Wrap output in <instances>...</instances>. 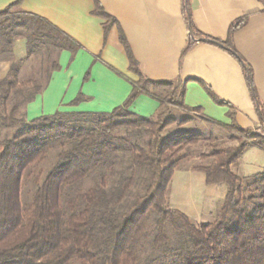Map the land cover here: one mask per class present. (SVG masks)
Returning <instances> with one entry per match:
<instances>
[{"label":"trees","instance_id":"16d2710c","mask_svg":"<svg viewBox=\"0 0 264 264\" xmlns=\"http://www.w3.org/2000/svg\"><path fill=\"white\" fill-rule=\"evenodd\" d=\"M93 1L105 31L117 24ZM184 1L189 32L182 54L203 42L231 55L242 68L258 117L255 127L225 124L186 106L180 81L145 77L121 32L129 69L137 76L123 75L131 84L123 104L110 112L56 111L27 121L23 109L59 69V52L74 54L80 46L47 19L16 9L20 0L0 11V60L9 62L0 80V127L6 129L0 137V264H264V169L244 178L230 170L247 145L264 151V104L250 65L232 42L249 15L233 20L220 40L194 27ZM19 36L26 56L15 60ZM139 95L159 103L153 116L128 110ZM83 99L79 94L72 104ZM168 109L193 114L234 144L219 147L212 135L200 132L162 135L170 125L192 119L177 121L166 115ZM201 141L211 143L210 152L199 155L210 161L191 170L203 172L207 185L227 187L210 223L194 222L169 208L166 199L172 175L187 157L183 151ZM139 179L141 191L128 201Z\"/></svg>","mask_w":264,"mask_h":264},{"label":"crops","instance_id":"0c3cea01","mask_svg":"<svg viewBox=\"0 0 264 264\" xmlns=\"http://www.w3.org/2000/svg\"><path fill=\"white\" fill-rule=\"evenodd\" d=\"M18 0H0V11ZM117 24L104 30L105 20L93 14V0H20L16 9L47 19L80 48L72 54L63 49L45 87L24 107L27 121L61 112H110L127 99L131 80L124 36L141 73L151 80L180 81L183 102L225 124L242 128L258 125L246 80L239 63L220 47L197 42L182 54L188 37L184 0H98ZM194 27L201 33L224 40L230 23L248 14L232 42L250 65L257 95L264 104V0H189ZM121 32V33H120ZM15 60L26 56L24 37H17L12 49ZM9 62L0 60V80ZM23 73H25L23 71ZM212 93L226 105L216 103ZM81 94L84 99L73 100ZM129 111L151 117L159 110L154 99L139 95ZM232 112L229 116L228 113ZM264 169V151L249 144L233 174L244 178ZM174 209L197 223H210L227 193L224 184H206L197 170L174 171L168 186Z\"/></svg>","mask_w":264,"mask_h":264},{"label":"rangeland","instance_id":"374dc122","mask_svg":"<svg viewBox=\"0 0 264 264\" xmlns=\"http://www.w3.org/2000/svg\"><path fill=\"white\" fill-rule=\"evenodd\" d=\"M166 115H171L173 117H175L178 120L184 118V117H192L191 120L187 121L186 123L183 124H177L174 123L172 125H170L169 127H167L163 132L162 135H167L169 133L175 132V131H192V132H200L203 135H212L215 138V144H217L219 147L222 146H226L229 144H234L233 142H229L227 137V133L224 132L223 130L211 126L203 121H201L199 118L195 117L193 114L191 113H185L179 110H166L165 111ZM6 131V129L4 127H0V137L3 135V133ZM211 149V143H209L208 141H201L200 143L194 145V146H189L188 148H186L183 153H185L187 155L186 159L178 166V173H180V171L182 170H191V167L194 165H198V164H205L207 162L210 161V159H203L201 158L199 155L201 153H209ZM47 164V163H46ZM145 174L142 173L141 176H144ZM140 179L137 181V183L135 184V186H133V188L131 189V194L128 197V201L132 200L134 198V196L139 193L141 191L140 189ZM167 206L169 208H173V205L170 202V196H169V189H168V193H167ZM220 206L217 207V210L219 209ZM217 210L215 211V214L217 212ZM193 220V219H191ZM194 222H196L195 220H193ZM72 264H78L77 262H74Z\"/></svg>","mask_w":264,"mask_h":264}]
</instances>
